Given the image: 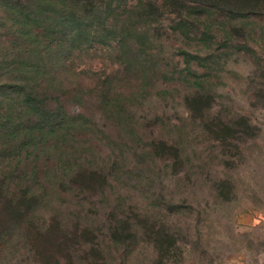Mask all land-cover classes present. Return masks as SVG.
I'll list each match as a JSON object with an SVG mask.
<instances>
[{"label":"rangeland","instance_id":"rangeland-1","mask_svg":"<svg viewBox=\"0 0 264 264\" xmlns=\"http://www.w3.org/2000/svg\"><path fill=\"white\" fill-rule=\"evenodd\" d=\"M72 2L99 8L69 84L79 166L104 175L66 180L44 238L15 226L0 264H264V15L249 0ZM10 5L0 56L29 43ZM104 76L122 80L126 124L99 108ZM21 211L1 213L0 238Z\"/></svg>","mask_w":264,"mask_h":264},{"label":"trees","instance_id":"trees-1","mask_svg":"<svg viewBox=\"0 0 264 264\" xmlns=\"http://www.w3.org/2000/svg\"><path fill=\"white\" fill-rule=\"evenodd\" d=\"M249 1L255 15H264V0ZM0 4L11 2L0 0ZM75 6L72 0H28L25 6H9L12 27L29 43L25 52L0 56V215L24 211L8 222L0 241L22 225L38 232L42 240L49 228L41 209L56 204L57 191H63L66 180L104 175L79 166L86 160L83 145L88 142L75 137V132L85 133L87 127L81 121L83 114L71 108L80 99L71 94L69 84L77 76L74 60L84 44L96 38L93 24L87 26L85 21L99 8L85 5L79 14ZM121 82L104 76L98 92L101 112L119 125L126 124L130 114L125 97L113 84Z\"/></svg>","mask_w":264,"mask_h":264}]
</instances>
